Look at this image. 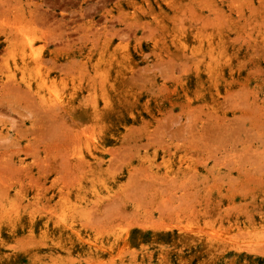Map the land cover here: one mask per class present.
Listing matches in <instances>:
<instances>
[{
  "label": "rangeland",
  "instance_id": "obj_1",
  "mask_svg": "<svg viewBox=\"0 0 264 264\" xmlns=\"http://www.w3.org/2000/svg\"><path fill=\"white\" fill-rule=\"evenodd\" d=\"M0 264H264V0H0Z\"/></svg>",
  "mask_w": 264,
  "mask_h": 264
},
{
  "label": "bare ground",
  "instance_id": "obj_2",
  "mask_svg": "<svg viewBox=\"0 0 264 264\" xmlns=\"http://www.w3.org/2000/svg\"><path fill=\"white\" fill-rule=\"evenodd\" d=\"M138 27H139V26H138ZM87 30H88V29H87ZM27 45H28V42H27ZM191 56H192V54H191ZM219 56H220V54H219ZM184 57H187V56L185 55ZM210 58H211V57H210ZM43 61H44V60H43ZM219 61H220V59H219ZM210 62H211V61H210ZM227 62H228V61H227ZM217 63H218V62H217ZM229 63H230V62H229ZM240 63H241V62H240ZM184 69H186V67H184L183 70H184ZM184 72H185V71H184ZM232 77H233V76H232ZM231 82H232V81H231ZM4 85H5V83H4ZM10 85H11V84H10ZM11 86H12V85H11ZM14 86H15V85H14ZM16 86H17V85H16ZM4 87H5V86H4ZM4 87H1V88H4ZM9 87H10V86H9ZM17 88H19V87H17ZM10 89H11V87H10ZM10 89H9V90H10ZM22 89H23V88H22ZM22 89H21V90H22ZM1 90L3 91V89H1ZM4 90H5V89H4ZM11 90H12V89H11ZM24 90H25V89H24ZM24 90H23V91H24ZM7 91H8V90H7ZM17 91H18V90H17ZM25 91H27V90H25ZM195 109H196V108H195ZM195 109H193V110H195ZM203 112H204V111H203ZM199 113H201V112H199ZM204 113H205V112H204ZM193 114H194V113H193ZM193 114H192V115H193ZM201 114H202V113H201ZM188 115H189V114H188ZM194 115H195V114H194ZM204 115H205V114H204ZM195 116H196V115H195ZM194 120H195V119H194ZM203 126H204V125H203ZM218 127H219V126H218ZM206 128H207V127H206ZM219 129H220V128H219ZM220 130H221V129H220ZM214 131H215V130H214ZM78 132H79V131H78ZM83 133H84V132H83ZM204 133H205V132H204ZM225 133H226V132H225ZM200 135H201V134H200ZM200 135H199V136H200ZM201 136H202V135H201ZM206 138H207V137H206ZM76 139H77V138H76ZM203 139H204V138H203ZM75 142H76V141H75ZM79 142H80V141H79ZM244 151H245V150H244ZM97 159H99V158H97ZM54 160H55V159H54ZM75 162H76V161H75ZM72 163H74V162H72ZM76 164H77V163H76ZM79 165L81 166V164H79ZM93 166L96 167V166H97V163L94 164ZM89 167H90V166H89ZM82 172H83V171H82ZM56 173H57V172H56ZM56 173H55V174H56ZM181 173H182V172H181ZM188 176H189V175H188ZM153 179H154V178H153ZM58 180H59V179H58ZM172 180H173V179H172ZM154 181H155V180H154ZM34 182H36V181H34ZM191 182H192V181H191ZM36 183H37V182H36ZM57 183H58V181H57ZM173 183H174V182H173ZM183 183H184V182H183ZM39 184H40V183H39ZM42 184H43V183H42ZM61 184H62V183H61ZM8 186H9V184H8ZM37 186H38V185H37ZM39 186H40V185H39ZM43 186H44V185H43ZM70 186H71V185H70ZM40 187H42V186H40ZM44 187H45V186H44ZM44 187H43V188H44ZM68 187H69V186H68ZM9 188H10V187H9ZM64 188H65V187H64ZM7 194H8V193H7ZM39 196H40V195H39ZM27 202H28V201H27ZM29 204H30V203H29ZM29 204H28V205H29ZM71 207H72V206H71ZM72 208H73V207H72ZM45 209H46V208H44V210H45ZM41 210L44 211L42 208H41ZM46 210H47V209H46ZM67 210H68V209H66V211H67ZM64 212H65V210H64ZM55 213H56V212H55ZM228 215H229V214H228ZM229 224H231V223H229ZM197 226H198V225H197ZM189 229H190V228H189ZM181 230H182V229H181ZM195 232H198V230L195 229ZM198 233H199V232H198ZM207 233H208V232H207ZM196 235H197V234H196ZM196 235H194V236H196ZM229 238H230V237H229ZM211 239H212V238H211ZM217 239H218V238H217ZM220 239H221V238H220ZM206 245H207L208 247L211 246V245H209L208 242L206 243ZM219 246H220V244H219V245H215L214 247L219 248ZM212 247H213V246H212ZM212 247H209V248H212ZM220 249H221V248H220Z\"/></svg>",
  "mask_w": 264,
  "mask_h": 264
}]
</instances>
